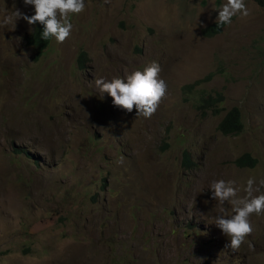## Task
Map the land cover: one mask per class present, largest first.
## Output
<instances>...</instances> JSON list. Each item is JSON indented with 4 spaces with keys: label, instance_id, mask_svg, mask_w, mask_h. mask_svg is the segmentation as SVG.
I'll list each match as a JSON object with an SVG mask.
<instances>
[{
    "label": "rangeland",
    "instance_id": "1",
    "mask_svg": "<svg viewBox=\"0 0 264 264\" xmlns=\"http://www.w3.org/2000/svg\"><path fill=\"white\" fill-rule=\"evenodd\" d=\"M225 2L85 0L70 37L37 61L34 25L0 27V264H264V214L232 252L215 225L231 205L204 198L217 180L243 196L248 178L264 179V7L245 0L248 17L205 37ZM17 9L35 14L0 0V20ZM152 62L167 95L150 119L95 87ZM217 93L220 111L201 106ZM234 107L243 131L224 136ZM245 154L254 167L235 164Z\"/></svg>",
    "mask_w": 264,
    "mask_h": 264
},
{
    "label": "clouds",
    "instance_id": "2",
    "mask_svg": "<svg viewBox=\"0 0 264 264\" xmlns=\"http://www.w3.org/2000/svg\"><path fill=\"white\" fill-rule=\"evenodd\" d=\"M104 2L107 4L108 0ZM23 3L25 6H32L35 14L29 17L17 9L11 15L3 16L0 27L15 23L19 19L25 20L30 26L40 24L43 26L41 38L45 41L52 39L57 45L63 44L71 35L73 25L70 18L85 10V0H23ZM249 15L245 0H226L218 10L215 23L230 25L233 17L246 18ZM160 73L159 64L152 62L143 71H134L123 79L113 78L107 81L95 78L94 84L102 96L106 94L111 97L115 107L126 113H132L135 109L136 118L150 119L167 95V83ZM210 188L212 192L209 189L204 191L205 199L212 200L205 197L206 192L210 191L220 204L227 202L231 205L233 214L230 217H216L215 225L228 240L225 249L238 252L253 232L250 217L264 214V193L254 194L260 193L261 188H264V179L257 186L254 176L248 178L242 189L243 196L238 195L241 189L236 187L233 180L214 181ZM249 249L254 250L252 244H249Z\"/></svg>",
    "mask_w": 264,
    "mask_h": 264
},
{
    "label": "trees",
    "instance_id": "3",
    "mask_svg": "<svg viewBox=\"0 0 264 264\" xmlns=\"http://www.w3.org/2000/svg\"><path fill=\"white\" fill-rule=\"evenodd\" d=\"M219 1V0H218ZM256 3L260 7H264V0H251ZM226 27V25H217L214 23L213 25L204 29L203 35L207 38L216 36L222 32V30ZM43 31V26L40 24L34 25L33 32L30 37L27 39V44L32 46L35 50L36 56L34 59L37 61L47 52L48 48L51 45L52 39L47 41L41 38ZM89 61V56L86 51L81 50L77 56V67L80 70H83L87 67V63ZM213 74L208 75L206 78L196 81L193 85H187L184 87V92L191 91L192 88L196 85L201 84V82L208 81L212 78ZM201 106L203 108L214 107L218 112L220 111L216 106L220 105L223 102V96L220 93H217L215 97L209 96L207 98L201 99ZM217 108V109H216ZM214 111V109H213ZM243 120L241 110L238 107L232 108L223 120L220 122L218 130L224 136H232L238 135L243 131ZM183 163L186 167L191 168L194 164L191 160V156L188 151L183 153ZM257 163L256 159H253L251 155L245 154L241 158L236 161V164L240 167H254Z\"/></svg>",
    "mask_w": 264,
    "mask_h": 264
},
{
    "label": "water",
    "instance_id": "4",
    "mask_svg": "<svg viewBox=\"0 0 264 264\" xmlns=\"http://www.w3.org/2000/svg\"><path fill=\"white\" fill-rule=\"evenodd\" d=\"M205 197H206V198H209V199H213V197H212L210 191L206 192Z\"/></svg>",
    "mask_w": 264,
    "mask_h": 264
}]
</instances>
